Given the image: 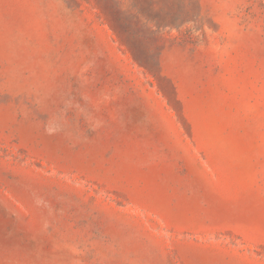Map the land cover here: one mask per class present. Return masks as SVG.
<instances>
[{
    "label": "rangeland",
    "instance_id": "1",
    "mask_svg": "<svg viewBox=\"0 0 264 264\" xmlns=\"http://www.w3.org/2000/svg\"><path fill=\"white\" fill-rule=\"evenodd\" d=\"M0 264H264V0H0Z\"/></svg>",
    "mask_w": 264,
    "mask_h": 264
}]
</instances>
